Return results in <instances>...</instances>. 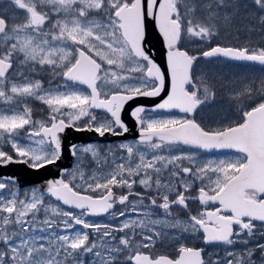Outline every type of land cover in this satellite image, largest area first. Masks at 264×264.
I'll use <instances>...</instances> for the list:
<instances>
[{"label": "snow or ice", "instance_id": "obj_1", "mask_svg": "<svg viewBox=\"0 0 264 264\" xmlns=\"http://www.w3.org/2000/svg\"><path fill=\"white\" fill-rule=\"evenodd\" d=\"M66 159L0 174V264H264V0H0V168Z\"/></svg>", "mask_w": 264, "mask_h": 264}, {"label": "water", "instance_id": "obj_2", "mask_svg": "<svg viewBox=\"0 0 264 264\" xmlns=\"http://www.w3.org/2000/svg\"><path fill=\"white\" fill-rule=\"evenodd\" d=\"M153 43L155 45L157 59H160L161 46L159 43L158 37L153 34ZM159 99V98H157ZM141 101H136L133 103H140ZM143 103L151 106L154 101L144 100ZM128 138H136L133 134H129ZM132 135V136H131ZM66 143H77L82 144L96 139L95 134L93 133H77L73 130H68L65 134ZM124 138V137H122ZM125 139V138H124ZM71 163L70 160H63L58 166H51L50 169H41L40 171H35L27 168L25 165H10L7 168H0V174L3 175H14L19 181L22 188H30L33 185H40L44 183L47 179L56 178V172L59 171V168L68 166Z\"/></svg>", "mask_w": 264, "mask_h": 264}, {"label": "rangeland", "instance_id": "obj_3", "mask_svg": "<svg viewBox=\"0 0 264 264\" xmlns=\"http://www.w3.org/2000/svg\"><path fill=\"white\" fill-rule=\"evenodd\" d=\"M218 42L225 45L239 46L244 43V39L243 37H241L240 39H236L234 35H229L225 33ZM220 68L226 76H233V77H236L237 74H239V73H234V71H238V70L246 71L245 73L239 74L242 76L244 74H248L249 73L248 71H251L250 73H252V72H259L260 70V69H254L252 67L249 68L246 66H234V65H223V64L220 65Z\"/></svg>", "mask_w": 264, "mask_h": 264}, {"label": "flooded vegetation", "instance_id": "obj_4", "mask_svg": "<svg viewBox=\"0 0 264 264\" xmlns=\"http://www.w3.org/2000/svg\"><path fill=\"white\" fill-rule=\"evenodd\" d=\"M232 65H236V64H232ZM246 71H234V73H239V74H242V73H245ZM249 73L251 72V71H248ZM239 74H237V75H239ZM107 139H109V138H107ZM110 141H116V142H122V141H119L118 139H117V137H113ZM125 141V140H124ZM134 141V139H128V140H126L125 142H133Z\"/></svg>", "mask_w": 264, "mask_h": 264}]
</instances>
